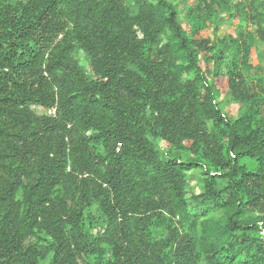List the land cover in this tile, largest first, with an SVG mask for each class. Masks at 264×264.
Here are the masks:
<instances>
[{
    "label": "trees",
    "instance_id": "trees-1",
    "mask_svg": "<svg viewBox=\"0 0 264 264\" xmlns=\"http://www.w3.org/2000/svg\"><path fill=\"white\" fill-rule=\"evenodd\" d=\"M262 49L264 0H0V264H264Z\"/></svg>",
    "mask_w": 264,
    "mask_h": 264
},
{
    "label": "rangeland",
    "instance_id": "rangeland-1",
    "mask_svg": "<svg viewBox=\"0 0 264 264\" xmlns=\"http://www.w3.org/2000/svg\"><path fill=\"white\" fill-rule=\"evenodd\" d=\"M258 58L264 59V50L263 49L259 50V52L256 54V56L253 57V59H252L253 64H256L258 62V60H257ZM259 64H262V62ZM38 111L40 112L41 110L38 108Z\"/></svg>",
    "mask_w": 264,
    "mask_h": 264
},
{
    "label": "built area",
    "instance_id": "built-area-1",
    "mask_svg": "<svg viewBox=\"0 0 264 264\" xmlns=\"http://www.w3.org/2000/svg\"><path fill=\"white\" fill-rule=\"evenodd\" d=\"M48 114L54 115L55 114V107H52L48 110Z\"/></svg>",
    "mask_w": 264,
    "mask_h": 264
}]
</instances>
